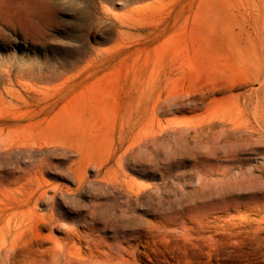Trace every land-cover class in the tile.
Listing matches in <instances>:
<instances>
[{
    "label": "rangeland",
    "instance_id": "1",
    "mask_svg": "<svg viewBox=\"0 0 264 264\" xmlns=\"http://www.w3.org/2000/svg\"><path fill=\"white\" fill-rule=\"evenodd\" d=\"M160 94L177 96L163 120L212 129L171 131L130 155L125 183L148 186L140 198L93 182L72 194L69 166L104 162L121 123ZM263 109L264 0H0V142L34 124L42 138L85 153L0 147V205L9 211L0 264L23 229L19 213L34 207L42 216L52 206L16 199L12 186L23 185L71 193L57 196L61 227L34 233L40 254L67 229L85 235L92 225L74 248L85 258L93 243L108 253L132 240L148 250L134 264H264ZM104 169L114 172L115 160ZM197 222L206 228L198 232ZM159 225L166 236L153 235Z\"/></svg>",
    "mask_w": 264,
    "mask_h": 264
},
{
    "label": "bare ground",
    "instance_id": "2",
    "mask_svg": "<svg viewBox=\"0 0 264 264\" xmlns=\"http://www.w3.org/2000/svg\"><path fill=\"white\" fill-rule=\"evenodd\" d=\"M176 97V95L164 96L163 94H160L154 104L149 102L150 104H146L137 112L130 113L127 122L124 121L120 125L121 130L118 135L117 145L109 152V155L104 162L98 164L97 161L95 162L93 159H87L84 164L79 166H76V164L75 166H69L68 173L65 174L69 178H74L78 185V187L73 190L72 194H81L87 183L93 182L99 185H108L118 189L120 186H122L130 198H140L142 193L147 191L148 186H144L143 188L137 190L135 187H133V185L125 183V178L127 177V173H125V171L128 164V157L130 155H132L138 149L148 147L151 143L162 139L171 131L178 133L182 129L195 128L196 131L212 129V122H209L205 126H190L189 124H184L180 121L171 122L163 120L161 118L162 115L168 112L166 106L167 102ZM36 114L37 113L33 114V118ZM260 114L262 118L260 127L261 129L263 128L262 131L264 132V109ZM260 114L257 113L256 115L260 116ZM229 127L236 133L241 131L245 132L249 129L248 126L237 124H232ZM32 128H35L34 124L28 125L26 127L27 131L23 136H21L19 140L11 143L0 142V147L21 150H37L42 152L46 150L49 151V149L52 148H62L78 153L81 155V160L84 157V148L81 146L68 147L64 142H58L55 140L49 141L39 136L34 129L32 130ZM113 160H115L117 169L114 172L106 171V173H102L106 164ZM90 167H96L98 172L95 173V176L92 179H90L87 174L83 172V170L85 171ZM31 174L36 175L38 173ZM23 178H25V175L14 180L12 184L21 183ZM32 180L33 178L30 177L29 181ZM11 190L15 198L25 202L28 207H30L33 201H35V205H37L46 203L49 199H52V206L47 211V213L42 216L37 214V211L34 207H30L28 212L19 213L20 216L16 220V225L20 224L23 229L21 232H19L18 236L14 238V240L3 250L7 256V264H134L133 260L135 256L138 255L141 257L148 253L147 248L140 251L141 249H136V247L132 244V240H129L126 242V245H123L121 242L117 245L114 244L113 246H110V251L108 253H104L101 250V248L105 247L106 245L103 243H93L90 245L91 255L88 258H85L81 253L74 251V248L76 244L83 243L85 239L91 237L90 232L96 230L95 227L91 225L87 228L88 231L84 232L87 233L85 235L80 232L76 233V229L74 228L67 229L65 236L60 239L57 237L53 240V246L50 248L47 254H40L39 251L33 249L32 247L34 233L38 232V227L40 228V226H50L49 228L61 227L62 220L57 216V196L61 193H71L69 191L56 189L54 190L56 194L50 197V190L45 189L43 192L37 195L39 191V185L31 191L27 189L26 185L20 187L12 186ZM8 212L9 211L6 207L0 205V224L4 221V217L8 214ZM10 216H12V214ZM16 217H18V213H14V216L11 217V220H15ZM197 224L198 227H196L195 230L198 232L206 228V226H203L201 222H197ZM57 230H59V228ZM190 230V227L185 229V233L183 234L184 238H189L191 236L192 233ZM156 231L157 233H154L155 231L153 232L154 236H166L168 233L167 226L163 225H159L158 228H156Z\"/></svg>",
    "mask_w": 264,
    "mask_h": 264
}]
</instances>
